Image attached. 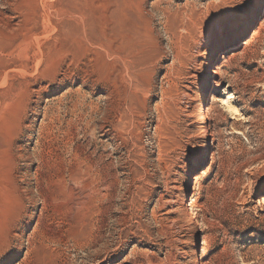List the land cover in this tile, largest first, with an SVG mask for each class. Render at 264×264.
Returning a JSON list of instances; mask_svg holds the SVG:
<instances>
[{"label": "rangeland", "instance_id": "obj_1", "mask_svg": "<svg viewBox=\"0 0 264 264\" xmlns=\"http://www.w3.org/2000/svg\"><path fill=\"white\" fill-rule=\"evenodd\" d=\"M194 253L264 264V0H0V264Z\"/></svg>", "mask_w": 264, "mask_h": 264}, {"label": "bare ground", "instance_id": "obj_2", "mask_svg": "<svg viewBox=\"0 0 264 264\" xmlns=\"http://www.w3.org/2000/svg\"><path fill=\"white\" fill-rule=\"evenodd\" d=\"M14 2V1H13ZM263 2V0H255V5H261V3ZM14 20V19H13ZM23 23V22H22ZM4 27V25H3ZM9 29V28H8ZM7 31V30H6ZM9 32V31H8ZM15 33V32H14ZM19 34V33H18ZM15 42V41H14ZM229 51V50H228ZM228 51L226 53H228ZM226 53H224L223 55H221V58H224L226 57ZM212 73H213V69H212V66L209 64L205 70V81L203 82V85L200 89V97L201 99H203L206 95V92H207V89L209 88V84L211 83V79H212ZM197 123L199 124V128L201 130H204L206 131L207 130V115L205 113V110L203 108V104L200 102L198 103V106H197ZM51 147V146H50ZM209 147L207 146L206 149L202 152V155H206L207 152H208V149ZM44 150V149H43ZM203 161H204V158H203ZM42 169V168H41ZM204 174L201 173L200 175L196 176L194 178V183L197 184L202 175ZM22 181V180H21ZM27 181V180H26ZM16 182V181H15ZM42 184V183H41ZM26 188V186H25ZM23 192V191H22ZM187 194H188V189L186 188L183 193H182V196H181V199H182V205H186V199H187ZM31 197V195H30ZM33 198V197H32ZM30 200V199H29ZM26 201V200H25ZM34 202V201H33ZM30 204V203H29ZM50 204V203H49ZM46 208V207H45ZM197 228H198V224H197V221L196 220H193L192 221V224H191V228L189 229V231L191 233H197ZM192 261L194 264H199L198 263V257H197V253H194V255L192 256Z\"/></svg>", "mask_w": 264, "mask_h": 264}]
</instances>
